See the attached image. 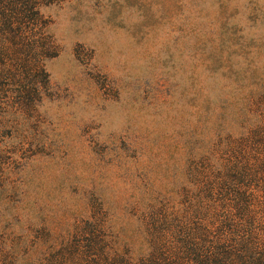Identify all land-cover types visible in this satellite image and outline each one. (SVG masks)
Returning a JSON list of instances; mask_svg holds the SVG:
<instances>
[{"label":"rangeland","instance_id":"1","mask_svg":"<svg viewBox=\"0 0 264 264\" xmlns=\"http://www.w3.org/2000/svg\"><path fill=\"white\" fill-rule=\"evenodd\" d=\"M37 11L52 49L34 104L0 91V264L136 262L151 217L264 122V0Z\"/></svg>","mask_w":264,"mask_h":264},{"label":"trees","instance_id":"2","mask_svg":"<svg viewBox=\"0 0 264 264\" xmlns=\"http://www.w3.org/2000/svg\"><path fill=\"white\" fill-rule=\"evenodd\" d=\"M56 1L0 0V91L13 88L22 109L52 49L37 6ZM147 236L146 255L124 264H264V122L225 146L184 207L153 215Z\"/></svg>","mask_w":264,"mask_h":264}]
</instances>
